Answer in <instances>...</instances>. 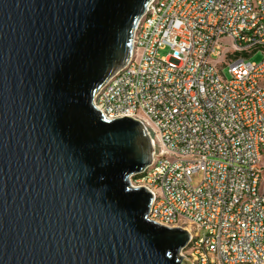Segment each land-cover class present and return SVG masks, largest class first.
<instances>
[{
    "label": "water",
    "instance_id": "1",
    "mask_svg": "<svg viewBox=\"0 0 264 264\" xmlns=\"http://www.w3.org/2000/svg\"><path fill=\"white\" fill-rule=\"evenodd\" d=\"M150 0H0V264H191L130 181L145 128L92 101L132 61Z\"/></svg>",
    "mask_w": 264,
    "mask_h": 264
},
{
    "label": "built area",
    "instance_id": "2",
    "mask_svg": "<svg viewBox=\"0 0 264 264\" xmlns=\"http://www.w3.org/2000/svg\"><path fill=\"white\" fill-rule=\"evenodd\" d=\"M131 55L92 105L148 133V220L187 231L191 264H264V0H150Z\"/></svg>",
    "mask_w": 264,
    "mask_h": 264
},
{
    "label": "rangeland",
    "instance_id": "3",
    "mask_svg": "<svg viewBox=\"0 0 264 264\" xmlns=\"http://www.w3.org/2000/svg\"><path fill=\"white\" fill-rule=\"evenodd\" d=\"M232 47H233V43L231 42V40L226 41L225 45L222 46L221 57L218 60L213 61L212 62L213 65L218 67L220 64L225 63L226 62V55L228 54V52L231 51ZM167 54H168V50H162L159 52L160 57H165ZM250 60L252 62H260L262 60V55L260 53H258L254 57H252ZM224 75H226L228 77L227 69L224 70ZM191 180H192V186L193 187L198 186L202 181V174L201 173L193 174L191 177ZM130 183H131V185H135L136 184L135 179H132L130 181Z\"/></svg>",
    "mask_w": 264,
    "mask_h": 264
},
{
    "label": "trees",
    "instance_id": "4",
    "mask_svg": "<svg viewBox=\"0 0 264 264\" xmlns=\"http://www.w3.org/2000/svg\"><path fill=\"white\" fill-rule=\"evenodd\" d=\"M140 178V176L138 175V176H136L134 179H139Z\"/></svg>",
    "mask_w": 264,
    "mask_h": 264
}]
</instances>
